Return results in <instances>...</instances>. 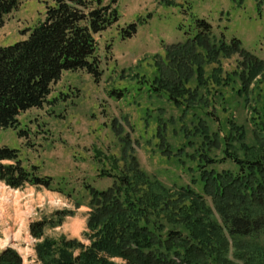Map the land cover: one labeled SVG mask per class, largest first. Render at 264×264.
I'll return each instance as SVG.
<instances>
[{"label": "trees", "instance_id": "obj_1", "mask_svg": "<svg viewBox=\"0 0 264 264\" xmlns=\"http://www.w3.org/2000/svg\"><path fill=\"white\" fill-rule=\"evenodd\" d=\"M24 1L0 0V26ZM232 1L242 6L245 0ZM116 5L117 0H55L26 40L0 47V129L16 130L22 114L48 104L53 86L65 72L84 71L100 81L103 72L98 38L119 24L121 16ZM137 32V23L120 28L122 40L133 38ZM185 35L184 42L166 45L164 55L156 56V75L152 81H144L148 92L156 97L167 96L186 116L202 102L208 103L204 90L208 94L213 89L230 88L251 113L256 142L251 147L245 144V128L234 120L229 124L235 135L228 137L242 142L251 155L241 158L226 148V160L237 168L234 172L210 168L218 161L201 154L196 168L199 179L192 180L193 185L202 187L200 194L192 186L165 187L147 175L131 153L129 139L124 138L123 161L129 163L124 162L110 189H90L92 245L45 239L37 249L45 264H115L114 257L124 264H237L222 261L224 249L218 239L229 242L224 231L234 244H256L241 240L246 238L264 239V61L245 50L239 39L227 43L218 38L212 25L199 18L194 19L193 29ZM235 56L239 58L237 68L225 73L222 60ZM210 67L213 69L208 75ZM194 81L197 84L192 88ZM113 96L122 98L120 93ZM194 134L205 145L219 144L218 133L213 134L203 121ZM19 135L23 137L24 133ZM157 137L161 153L171 156L166 123L160 122ZM38 171V167L24 166L18 149L0 147V182L13 189L27 185L50 188L52 180L39 177ZM206 197L215 205L222 225L211 218ZM62 222L63 217L57 223L43 220L32 224L30 231L41 240L49 226L54 228ZM76 244L80 254H68L66 248ZM263 256V249L246 248L235 257L251 264ZM0 264L23 261L16 251L6 249L0 250Z\"/></svg>", "mask_w": 264, "mask_h": 264}, {"label": "rangeland", "instance_id": "obj_2", "mask_svg": "<svg viewBox=\"0 0 264 264\" xmlns=\"http://www.w3.org/2000/svg\"><path fill=\"white\" fill-rule=\"evenodd\" d=\"M54 1L25 0L0 26V47L26 40L28 32L45 18L46 7ZM116 7L121 16L119 24L98 38L103 72L100 81L84 71L65 72L53 86L48 104L22 114L16 130L0 129V147L18 149L26 168L38 167L39 177L52 180L50 188L27 185L13 189L0 182V188L7 193L20 196L23 211L20 222L13 215L8 222L0 216V250L16 251L23 264H45L37 250L45 239L92 245L90 189L107 191L124 162L129 163L123 161L124 138L129 139L131 153L147 175L165 187L192 186L200 194L202 187L193 185L192 180L199 179L196 168L201 154L207 153L218 161L210 168L234 172L237 168L226 160V148L230 147L241 158L251 155L242 142L230 141L229 137L235 135L230 120L245 128V144L255 145L251 113L230 88L213 89L208 94L204 90L208 103L202 102L183 116L167 96H152L144 81L154 79L155 58L164 55V46L186 40L185 33L193 29L195 18L210 23L214 34L227 43L239 39L245 50L264 61V1L245 0L239 6L232 0H117ZM133 23L138 24L137 34L122 40L120 28ZM238 61L237 56L222 60L224 72H233ZM212 69L208 68V75ZM196 84L192 82L191 87ZM114 93H120L122 98H116ZM202 121L213 134L218 133L217 147L205 145L194 134ZM160 122L166 123L171 156L163 155L158 147ZM180 150H184L181 157L177 155ZM205 200L212 210L211 218L222 225L212 200ZM62 217V224L49 226L41 240L32 236V224L43 220L57 223ZM224 232L229 242L218 239L224 249L222 261L246 264L235 257L241 250H264V239L246 238L241 240L256 244H234L228 232ZM77 244L67 247L66 252L78 256L81 251ZM112 262L124 264L118 257ZM262 262L264 256L251 264Z\"/></svg>", "mask_w": 264, "mask_h": 264}, {"label": "bare ground", "instance_id": "obj_3", "mask_svg": "<svg viewBox=\"0 0 264 264\" xmlns=\"http://www.w3.org/2000/svg\"><path fill=\"white\" fill-rule=\"evenodd\" d=\"M20 196L18 194L11 195L7 193L3 188H0V216L2 219L12 217V215L20 222L23 217V211L21 203L19 202Z\"/></svg>", "mask_w": 264, "mask_h": 264}]
</instances>
